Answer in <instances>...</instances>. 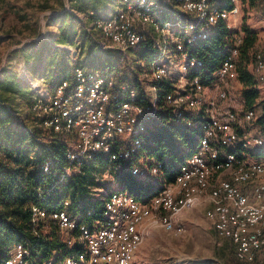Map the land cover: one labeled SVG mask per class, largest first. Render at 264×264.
Segmentation results:
<instances>
[{
	"label": "built area",
	"instance_id": "obj_1",
	"mask_svg": "<svg viewBox=\"0 0 264 264\" xmlns=\"http://www.w3.org/2000/svg\"><path fill=\"white\" fill-rule=\"evenodd\" d=\"M249 1L119 0L107 17L85 13L96 15L93 28L106 45L127 52L150 43L154 53L150 61L140 60L147 68L137 75L138 86L117 83L77 62L69 78L34 97L31 110L41 126L73 138L61 181L103 153L110 156L114 173L129 168L163 188L142 202L116 187L104 198L103 217L92 224L79 222L66 209L48 212L33 206L35 234L52 219L70 247L81 246L77 253L44 264H136L137 251L154 229L183 235V214L197 208L205 210L219 238L232 243L239 261L264 264V161L253 159L256 150L264 149V128L247 130L256 112L236 100L233 82L244 43L241 8ZM219 23L230 30V44L207 84L203 59L193 50ZM252 55L254 74L264 84V49L258 42ZM164 82L170 89L162 98ZM165 110L176 124L201 131L197 151L184 159L173 183L163 182L162 162L138 157L146 136L164 124ZM51 165L46 162L43 171L50 172ZM30 256L29 247L20 243L0 264H30Z\"/></svg>",
	"mask_w": 264,
	"mask_h": 264
},
{
	"label": "trees",
	"instance_id": "obj_2",
	"mask_svg": "<svg viewBox=\"0 0 264 264\" xmlns=\"http://www.w3.org/2000/svg\"><path fill=\"white\" fill-rule=\"evenodd\" d=\"M105 1L70 0L71 8L84 13L99 12ZM164 16L163 13L161 18ZM89 17L94 19L96 15ZM57 19L53 18L57 22L65 20V14L59 21ZM70 21L68 28L73 24V19ZM243 31L242 52L250 54L258 42V34L246 25ZM230 35L226 25L219 23L207 39L195 45L193 53L203 59V80L207 84L222 63ZM140 53L143 60L150 61L154 53L152 45L148 43ZM122 67L120 63L111 62L100 70L121 83L129 81L131 76L130 71L127 73ZM238 78L244 86L246 105L253 108L261 96L257 81L246 66L240 68ZM169 89L168 82L161 84L162 98ZM22 98L32 105L31 90L15 74L6 71L5 77L0 79V261L20 243L31 250L30 264H44L50 258L62 259L79 252L81 246L70 247L66 242L67 234L55 220L48 219L40 224L39 234H35L31 222L32 207L37 205L48 212L66 209L79 222L92 224L103 217L104 198L110 190L100 192L97 187L105 188V182L103 184L99 178L106 174L112 175L122 189L142 202L150 201L161 192L162 184L143 180L132 174L129 168L114 173L110 156L103 153L96 154L81 166L79 172L61 181L64 169L70 164L68 149L73 138L43 128L31 108L20 119L16 117L15 112L22 108ZM164 115V124L146 136L138 157L146 156L162 162L163 182L173 183L184 159L197 151L201 131L176 124L167 111ZM259 121L264 125V110ZM48 161L52 165L50 172L46 173L42 166ZM112 188L111 191L116 189ZM230 244L233 257L226 263L248 264L236 258Z\"/></svg>",
	"mask_w": 264,
	"mask_h": 264
},
{
	"label": "rangeland",
	"instance_id": "obj_3",
	"mask_svg": "<svg viewBox=\"0 0 264 264\" xmlns=\"http://www.w3.org/2000/svg\"><path fill=\"white\" fill-rule=\"evenodd\" d=\"M65 7L71 9L68 0H0V79L5 77L7 71L15 74L24 83H33L28 73L29 70L25 68V60L28 54L24 53L23 49L27 48L25 52L33 54L39 43L47 42L44 43V46L47 47L44 50L45 53L49 52L48 42L57 43L60 30L57 25L58 22L54 21L53 18L58 17L57 20L59 21L63 11L67 9ZM67 13L70 12L67 11ZM240 21L242 28L246 25L257 32L258 44L264 49V2L255 0H250L248 3L244 2L241 8ZM90 33L93 34L91 30H88L86 36L80 40L88 59H91V55L93 56L94 53L96 55L98 50H104L99 46V39L96 36L92 38ZM109 50L114 51L115 49ZM140 52L141 50L125 53L129 59L123 60V62L126 61L127 65L122 68L127 73L128 71L131 73L129 81H126L130 85L138 86L136 77L147 68L140 64L142 58ZM123 55L124 53H121V56ZM119 63L122 65V62L119 61ZM51 64L52 58H50L48 65ZM244 66L248 68L257 81L253 71L252 52L250 54L241 52L237 74L233 80L236 100L240 103L244 100V106L247 107L243 97L244 86L238 78L239 70ZM257 86L262 99H259L251 108L256 112V119L247 130L252 133H257L264 128V125L259 121L264 110V84L257 81ZM21 102L22 108L15 112V116L19 119L24 112L27 113L31 108V104L25 102L24 98ZM257 158L264 161L263 148L255 151V158L253 159ZM99 180L106 184L104 189V186L97 187L104 192H107V189L111 191L112 187L116 186L112 175L106 174ZM148 181L156 182V179ZM182 221L186 226V232L180 236L169 233L162 228L154 229L147 240L155 239L154 243L158 246L157 248L154 247V252L151 254L153 257L147 264H227V260L233 257L230 241L219 238L211 222L206 218L203 208L185 212Z\"/></svg>",
	"mask_w": 264,
	"mask_h": 264
},
{
	"label": "crops",
	"instance_id": "obj_4",
	"mask_svg": "<svg viewBox=\"0 0 264 264\" xmlns=\"http://www.w3.org/2000/svg\"><path fill=\"white\" fill-rule=\"evenodd\" d=\"M68 2L70 6V0H68ZM118 5L119 0H106L100 6L98 11L102 16L107 17L116 10ZM66 6L68 5L66 4ZM65 8H67L63 11V15L65 14V20L57 23L60 29L58 42H48V45L50 46L49 52L45 53L44 50L46 47V45L44 46V43L47 42L39 43L37 48L34 49L33 54H31V52H25L27 48L23 49V52L28 54L25 60V68L29 70L28 73L30 74L29 76L32 78L33 83L28 84V82L24 83L22 80L20 81L31 90L32 99L41 91H52L56 82L72 74L74 64L77 62L83 64L87 69H102L114 60L116 62L118 61L117 63H119V61L122 62V66L127 65L126 61L123 62L124 59H129V57L125 55L126 52L120 50L116 46L106 45L103 37L93 28L92 18L80 10L74 8L70 9L69 7ZM67 11L72 13H67ZM63 15H61V17ZM71 19H73V24L68 28L69 26L67 25H69L68 22H71ZM63 21L65 22L63 23ZM88 30L92 31L93 34L90 33L92 38H95L96 36L99 39V46L104 49L102 51L98 50L96 55L95 53L93 56L91 55V59H88L85 56L84 46L80 42V40L86 36ZM108 48L118 51H112ZM121 53H124V55L121 56ZM50 58H52V64L49 66ZM260 99H262L261 96ZM115 184V187L121 188L119 182L116 181ZM154 241L155 239L153 238L147 240L137 251L135 256L136 264H147L151 260L153 257L151 254L154 252V247L157 248L158 246L155 245ZM151 244L152 246H150Z\"/></svg>",
	"mask_w": 264,
	"mask_h": 264
}]
</instances>
